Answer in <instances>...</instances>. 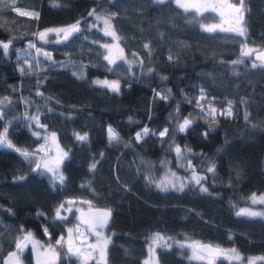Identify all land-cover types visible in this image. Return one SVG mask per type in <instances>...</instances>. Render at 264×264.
<instances>
[{
	"label": "trees",
	"instance_id": "trees-1",
	"mask_svg": "<svg viewBox=\"0 0 264 264\" xmlns=\"http://www.w3.org/2000/svg\"><path fill=\"white\" fill-rule=\"evenodd\" d=\"M243 2L241 35L202 28L215 13L174 0H0V264L23 232L45 240L77 222L55 215L68 196L112 211L105 262L83 264H143L152 233L264 256V218L235 212L264 191V62L242 51L264 48V0ZM93 10L110 18L124 57L105 59L110 35ZM77 22L67 39L38 36ZM51 131L66 150L62 183L34 167ZM164 171L183 179L160 185ZM156 251L160 264H238L189 258L176 241ZM20 260L31 264L29 249ZM53 264L82 263L67 253Z\"/></svg>",
	"mask_w": 264,
	"mask_h": 264
},
{
	"label": "rangeland",
	"instance_id": "rangeland-1",
	"mask_svg": "<svg viewBox=\"0 0 264 264\" xmlns=\"http://www.w3.org/2000/svg\"><path fill=\"white\" fill-rule=\"evenodd\" d=\"M196 1L199 0H174V2L183 9H192L196 14H200L203 12L215 13V18L207 21H201L200 26L204 29L240 31L241 28L236 29V23L234 22H238L239 20V13L244 4L243 0L242 4L240 0H225L224 2H220L219 0H200L202 3L201 5H197L195 3ZM93 15L94 20L97 22L99 27L102 28V30L108 32L110 35V38L108 40L99 41V44L104 49V57H109V59H105L109 62H112L119 57H124L123 49L119 43L117 33L114 30L110 18L107 15L96 11H94ZM97 17H99V19ZM105 20L109 22L111 26L110 28H106ZM72 25L47 27L40 30L38 32V36L40 37V33H46L45 39L48 35H51V38H61L64 37V32L57 33L56 31L52 30L68 29ZM255 48H257L256 45H251L247 42H244L242 45V51L247 54H252ZM254 62L255 61H252L253 64ZM110 80L111 77H105L102 79V82L106 81V84H108ZM94 81L97 82L101 80L99 77H95ZM110 127L111 126L108 125V136L109 129H111L116 136V131L112 127ZM144 129L146 128H142L139 132H137V134H143ZM33 133L36 134L37 132L33 130ZM40 136H42V140L38 145L40 151L38 168L39 172L44 173L51 179L59 180L58 177L63 176L61 163L63 158L65 157L66 150L59 143L56 132L51 131L45 134H40ZM4 144L5 142L0 143V146H3ZM45 165H47V167H45ZM49 169H51V171H49ZM177 177L173 178L172 173L164 171L158 182L160 183V185H179L180 182H178V180H182L183 177ZM262 198H264V191L250 194L248 196L249 202L236 206L235 212L237 214H243L247 216H254L248 214L252 212L264 214V199ZM62 205L63 207H61ZM91 206V201L87 198L68 196L65 197L64 200L56 206L55 215L59 218H66L70 213L76 212L78 208ZM58 210L59 215H57ZM255 216H261L264 218V215ZM28 233L32 234L31 238L22 242L21 248L18 249V256L20 258L21 251L29 249L31 252V264L55 263L59 259L60 255H67L65 251L66 242H71V254L77 256L80 263L83 264L89 260H94L102 263L105 262L106 247L110 237V233L107 231L105 224L102 227L98 226L95 229H90L87 226H81V224H79L78 222L66 223L64 231L62 233L58 234L55 238H46L45 240L36 237L30 231L27 232V234ZM97 233H99V235H97ZM156 237H160L161 239H154ZM172 241H176L177 243L186 246L188 248L187 256L189 258L206 260L208 262H211V260L215 258V256L204 254L194 247V244L199 242L198 239H190L187 237H182L179 239L172 235L152 233L148 236L146 241V252L143 257V264H160L157 259L156 251L158 246L164 244L166 245ZM223 249L229 253L227 257H229L232 261L236 260L238 264H264V256L261 254L256 253L242 256L231 246L225 247ZM237 257H239V259H237Z\"/></svg>",
	"mask_w": 264,
	"mask_h": 264
},
{
	"label": "water",
	"instance_id": "water-1",
	"mask_svg": "<svg viewBox=\"0 0 264 264\" xmlns=\"http://www.w3.org/2000/svg\"><path fill=\"white\" fill-rule=\"evenodd\" d=\"M220 2H224L225 0H219ZM197 5H201V1L195 2ZM243 18V10L240 11V18ZM252 58L255 60H259L261 62H264V48H256L252 52ZM40 156H38L37 163L35 164V168H37V165H39ZM105 213H110V215L107 216L106 221L111 217L112 211L110 208L105 206H91V207H81L78 208L75 212L76 221L79 224L86 225L90 229H95L98 227V225L95 223L96 217H104ZM27 233L23 232L22 237L18 240L16 245L8 250L2 257L1 264H26L22 262L18 256V248L17 244H22L24 241V236H26ZM71 242H66L65 249L68 254L71 253ZM194 247L201 251L204 254L215 256V257H227L229 253L225 251L222 247L213 244L209 241H200L194 244ZM43 264V263H38Z\"/></svg>",
	"mask_w": 264,
	"mask_h": 264
},
{
	"label": "snow or ice",
	"instance_id": "snow-or-ice-1",
	"mask_svg": "<svg viewBox=\"0 0 264 264\" xmlns=\"http://www.w3.org/2000/svg\"><path fill=\"white\" fill-rule=\"evenodd\" d=\"M240 2H241V4H242V0H240ZM94 11L95 10H93V13H94ZM239 11V10H238ZM93 13H90V15H92ZM38 15V14H37ZM98 19H99V17H97ZM241 19H242V13H241ZM78 24H79V22H77V24H75V25H72V26H70V28H68V29H54V30H52V31H56L57 33H59V32H64V38L65 39H67V37H68V35H70L72 32H75V31H78L79 30V28H78ZM105 25H106V28H110L111 26H110V24H109V22L107 21V20H105ZM209 30H211V29H209ZM240 32H241V35H243V29H240ZM40 35V39L41 40H43V39H45V36H46V33H40L39 34ZM2 46H3V48L5 49V50H7V47H8V45L7 44H2ZM32 47H35V45H31ZM147 47V46H146ZM37 51H39V49L37 50ZM45 55H48L47 53H45ZM106 59H109V57H105ZM169 59H171V57H169ZM96 83H107L106 81H104V82H101V81H97ZM111 87H113V89L114 90H118V85H116L115 83H113L112 85H110ZM229 115H231V112L229 111V113H228ZM35 119H38V118H35ZM190 122L189 121H185L184 122V124H182V125H180V131H183L184 129H185V127L189 124ZM167 130H165V132H166ZM147 132H148V130L147 129H144V134L146 135L147 134ZM165 132H162V133H160V135H164L165 134ZM109 136H110V139H115L116 137H115V134L112 132V130L111 129H109ZM140 136H141V134L140 133H138L137 134V139H139L140 138ZM77 138L79 139V140H81V141H83V140H86L87 139V137L86 136H80V135H77ZM4 142H6L5 140H4V138L3 137H0V143H4ZM9 146H11L10 144H9ZM176 151H177V153H180V148L179 147H177V149H176ZM24 155L26 156L27 155V153H24ZM65 155H66V153H65ZM37 167H39V165H37ZM45 167H47V165H45ZM93 169L95 168V164H93L92 166H91ZM49 171H51V169H49ZM209 171H213V168H209ZM58 179L61 181V183L63 182V176H60V177H58ZM197 183H199V179H197ZM205 191H206V189H204ZM255 199V198H254ZM262 199H264V198H262ZM61 207H63V205L61 206ZM249 215H264V214H261V213H255V212H252V213H248ZM57 215H59V210L57 211ZM108 215H110V213H105L104 214V217H96L95 218V223L98 225V226H103L105 223H106V218H107V216ZM46 231V230H45ZM31 233H28L26 236H24V240H29L30 238H31ZM97 235H99V233H97ZM154 239H161L160 237H156V238H154ZM58 243H59V241H58ZM17 248L19 249V248H21V245L20 244H17ZM237 259H239V257H237Z\"/></svg>",
	"mask_w": 264,
	"mask_h": 264
},
{
	"label": "flooded vegetation",
	"instance_id": "flooded-vegetation-1",
	"mask_svg": "<svg viewBox=\"0 0 264 264\" xmlns=\"http://www.w3.org/2000/svg\"><path fill=\"white\" fill-rule=\"evenodd\" d=\"M234 23H237V22H234ZM236 25V24H235Z\"/></svg>",
	"mask_w": 264,
	"mask_h": 264
}]
</instances>
